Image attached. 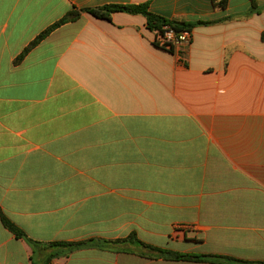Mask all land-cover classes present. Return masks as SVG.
Returning <instances> with one entry per match:
<instances>
[{
    "label": "crops",
    "instance_id": "1",
    "mask_svg": "<svg viewBox=\"0 0 264 264\" xmlns=\"http://www.w3.org/2000/svg\"><path fill=\"white\" fill-rule=\"evenodd\" d=\"M236 2L0 0V264L132 233L166 251L264 263V0L258 11ZM143 3L211 23L167 49L142 15L81 13L27 51L74 8ZM123 249L50 264H218Z\"/></svg>",
    "mask_w": 264,
    "mask_h": 264
},
{
    "label": "trees",
    "instance_id": "2",
    "mask_svg": "<svg viewBox=\"0 0 264 264\" xmlns=\"http://www.w3.org/2000/svg\"><path fill=\"white\" fill-rule=\"evenodd\" d=\"M216 7L220 9L227 8L229 4V0H213ZM251 1V8L253 11H258L259 6L257 0H250ZM122 12L131 15H142L147 20L148 28L153 32H162L165 26H169L176 30L177 32L183 30H190L192 31L195 25H207L211 22H198V23H186V22H179V21H171L162 16L156 15L152 13L149 9V3L143 4H133V5H107L103 7L97 8H86L82 10H74L63 20L56 23L48 30L43 32L27 49V51L36 45H38L42 40H44L47 36L50 35L56 28L60 27L61 25L73 21L77 19L81 13H87L92 15L93 17L101 20H112V16L115 13ZM157 45V44H156ZM2 222L3 225L13 233L17 238L23 239L27 241L34 249L40 247L41 244L35 242L27 237L25 232H23L20 228H18L15 224H13L6 216L2 215ZM127 246H134L136 253L142 257L156 259V258H164L166 260L171 261H187V262H211V263H218V264H264V263H248L239 261L233 258L224 257V256H214V255H191V254H181L171 251H166L151 245H148L142 242L135 233L130 234L127 238L119 239V240H101V239H89L83 242L77 243H50L47 244L45 249L50 248H61L63 249L62 252L52 254L43 264H50L51 261L56 257H68L76 251H80L83 249H91L97 248L102 250H113L122 252L125 249L123 247ZM140 251H144V253H140ZM36 254V253H35ZM36 258L33 259V264H36Z\"/></svg>",
    "mask_w": 264,
    "mask_h": 264
},
{
    "label": "built area",
    "instance_id": "3",
    "mask_svg": "<svg viewBox=\"0 0 264 264\" xmlns=\"http://www.w3.org/2000/svg\"><path fill=\"white\" fill-rule=\"evenodd\" d=\"M155 43L163 48L173 49L180 46H188L192 41V31L183 30L177 32L169 26H165L162 32H155Z\"/></svg>",
    "mask_w": 264,
    "mask_h": 264
},
{
    "label": "rangeland",
    "instance_id": "4",
    "mask_svg": "<svg viewBox=\"0 0 264 264\" xmlns=\"http://www.w3.org/2000/svg\"><path fill=\"white\" fill-rule=\"evenodd\" d=\"M236 3H237V4L240 3V0H239V2H236Z\"/></svg>",
    "mask_w": 264,
    "mask_h": 264
}]
</instances>
